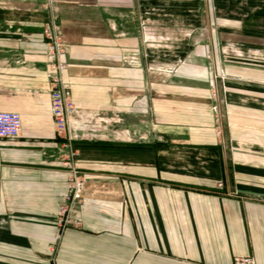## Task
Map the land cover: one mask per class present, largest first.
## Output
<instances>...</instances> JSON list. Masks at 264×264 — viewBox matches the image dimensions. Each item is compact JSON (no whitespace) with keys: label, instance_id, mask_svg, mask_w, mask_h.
I'll list each match as a JSON object with an SVG mask.
<instances>
[{"label":"crops","instance_id":"crops-1","mask_svg":"<svg viewBox=\"0 0 264 264\" xmlns=\"http://www.w3.org/2000/svg\"><path fill=\"white\" fill-rule=\"evenodd\" d=\"M0 110L22 117L0 138V264H264V0H0ZM69 154L82 225L61 229Z\"/></svg>","mask_w":264,"mask_h":264},{"label":"built area","instance_id":"built-area-1","mask_svg":"<svg viewBox=\"0 0 264 264\" xmlns=\"http://www.w3.org/2000/svg\"><path fill=\"white\" fill-rule=\"evenodd\" d=\"M44 36L48 41L51 67L54 71L51 89V109L57 135L65 141L74 139L68 127L69 118L76 111V103L73 99V92L59 75L66 67L62 61L63 40L55 31L52 23L44 27ZM22 132V117L19 112L0 110V138H17ZM72 154L65 160V166L69 173V194L68 203L62 206L57 217V223L64 229L66 227H80L82 220L77 212L74 199L82 187V177L78 173V168L73 163ZM222 185V183H220ZM233 264H257L255 257L251 255L234 257Z\"/></svg>","mask_w":264,"mask_h":264},{"label":"rangeland","instance_id":"rangeland-1","mask_svg":"<svg viewBox=\"0 0 264 264\" xmlns=\"http://www.w3.org/2000/svg\"><path fill=\"white\" fill-rule=\"evenodd\" d=\"M166 32H170V30L169 29H164ZM164 144H167L166 142H163ZM73 157V156H72ZM78 173L80 174V176L82 177V175H81V173H80V171H79V169H78ZM83 185H84V178L82 177V187L81 188H83ZM219 186H223V183H222V185H220V183H219Z\"/></svg>","mask_w":264,"mask_h":264}]
</instances>
